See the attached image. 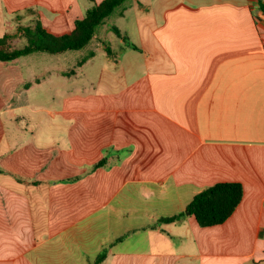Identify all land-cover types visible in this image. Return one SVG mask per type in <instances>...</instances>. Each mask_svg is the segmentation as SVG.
Wrapping results in <instances>:
<instances>
[{
    "label": "crops",
    "instance_id": "crops-1",
    "mask_svg": "<svg viewBox=\"0 0 264 264\" xmlns=\"http://www.w3.org/2000/svg\"><path fill=\"white\" fill-rule=\"evenodd\" d=\"M102 1L0 0V36L71 32ZM124 5L133 37L113 26L129 43L86 88L0 61V264H264V0ZM227 182L240 205L200 227L188 206Z\"/></svg>",
    "mask_w": 264,
    "mask_h": 264
},
{
    "label": "trees",
    "instance_id": "trees-1",
    "mask_svg": "<svg viewBox=\"0 0 264 264\" xmlns=\"http://www.w3.org/2000/svg\"><path fill=\"white\" fill-rule=\"evenodd\" d=\"M126 1L128 0H103L90 9L84 18L77 20L71 32L65 34L51 33L43 27L38 19L34 20L31 27L19 26V33L26 39V45L17 48L14 44L15 35L0 36V61L10 62L36 53L62 54L68 51L82 50L96 38L98 27L105 23ZM27 11L29 13L31 9ZM112 30L118 37H122L117 27H113ZM122 38L124 41L128 40L126 37ZM132 47L138 49L135 45ZM243 196L242 184L236 182L218 183L198 193L188 206L187 211L202 228L222 225L234 214ZM181 217L183 214L163 218L161 221L172 223L180 220ZM105 256V254L98 256L94 264H100Z\"/></svg>",
    "mask_w": 264,
    "mask_h": 264
},
{
    "label": "rangeland",
    "instance_id": "rangeland-1",
    "mask_svg": "<svg viewBox=\"0 0 264 264\" xmlns=\"http://www.w3.org/2000/svg\"><path fill=\"white\" fill-rule=\"evenodd\" d=\"M132 0H128L125 2V4L128 6L131 4ZM125 6V5H124ZM122 8V7H121ZM118 8L106 21L103 25L99 26L96 31V36L98 37V40L94 41L92 40L84 49L79 51H68L66 53L62 54H49V53H36L31 56L23 57L22 63L26 64H32L38 66V69L42 71V75H47L45 73H50L49 75H52L53 83L51 84L50 81H47V83L44 84L46 86L45 88L50 89L49 92L46 93V95L51 94L52 90H55L54 83L58 80L60 85V90L63 88L61 87V84H65L68 80V77L62 76L61 74L58 75L57 70H65L68 72L75 71L76 74L71 76L72 80H75L74 86L77 88H86L89 86V83L96 81L102 67L105 65L106 59H107V50H114L117 52L120 48L121 42L118 39L115 32L111 29L114 25H119L121 29H127L130 36L133 37L134 32V13L129 11L126 14V17L119 18L117 15V12L121 9ZM30 20V19H27ZM32 20V19H31ZM23 27H31L33 25L32 21H23L22 23ZM43 25V23H41ZM43 27H45L43 25ZM47 28V27H46ZM111 30V31H110ZM19 33V30H18ZM17 33V34H18ZM17 35L14 38V44L17 48H22L26 45V39L23 37H20L18 40ZM126 42L129 43V40ZM92 51H95L96 55L93 58L91 56ZM85 60L84 65L81 67L78 66L79 62H83ZM107 65H109L108 62H106ZM63 81V83H62ZM66 85V84H65ZM71 88V87H69ZM66 89V88H64ZM63 93H58L60 95ZM45 96V95H44ZM48 98V97H47ZM44 101L42 103L43 108L50 107L52 100H42ZM61 101V98L59 99ZM42 121L41 128L46 131L48 128L47 125V118L40 117Z\"/></svg>",
    "mask_w": 264,
    "mask_h": 264
},
{
    "label": "water",
    "instance_id": "water-1",
    "mask_svg": "<svg viewBox=\"0 0 264 264\" xmlns=\"http://www.w3.org/2000/svg\"><path fill=\"white\" fill-rule=\"evenodd\" d=\"M186 214L190 215V212L187 211Z\"/></svg>",
    "mask_w": 264,
    "mask_h": 264
}]
</instances>
